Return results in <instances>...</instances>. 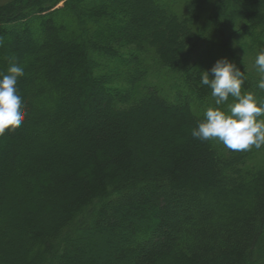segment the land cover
Segmentation results:
<instances>
[{"label": "trees", "instance_id": "trees-1", "mask_svg": "<svg viewBox=\"0 0 264 264\" xmlns=\"http://www.w3.org/2000/svg\"><path fill=\"white\" fill-rule=\"evenodd\" d=\"M261 50L264 0H0V264H264V146L191 135L220 58L264 100Z\"/></svg>", "mask_w": 264, "mask_h": 264}, {"label": "clouds", "instance_id": "clouds-1", "mask_svg": "<svg viewBox=\"0 0 264 264\" xmlns=\"http://www.w3.org/2000/svg\"><path fill=\"white\" fill-rule=\"evenodd\" d=\"M260 73L257 88L264 90V50L255 57ZM24 67L14 59L6 70L0 71V135L5 130L21 126L25 115L24 96L19 87ZM244 72L229 59H218L210 70L203 71L200 83L211 89L214 106L208 107L204 118L192 128V137L218 140L234 151H245L264 146V100L252 91H242ZM232 98L227 109L221 107Z\"/></svg>", "mask_w": 264, "mask_h": 264}]
</instances>
